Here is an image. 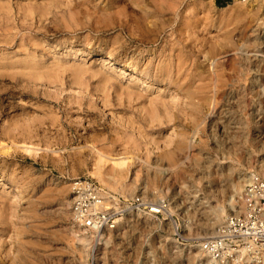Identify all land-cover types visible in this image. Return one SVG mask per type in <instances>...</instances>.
Segmentation results:
<instances>
[{"label": "rangeland", "instance_id": "rangeland-1", "mask_svg": "<svg viewBox=\"0 0 264 264\" xmlns=\"http://www.w3.org/2000/svg\"><path fill=\"white\" fill-rule=\"evenodd\" d=\"M263 1L0 0V264H204L228 184L264 179ZM92 145L166 212L73 237V179L132 197Z\"/></svg>", "mask_w": 264, "mask_h": 264}, {"label": "built area", "instance_id": "built-area-1", "mask_svg": "<svg viewBox=\"0 0 264 264\" xmlns=\"http://www.w3.org/2000/svg\"><path fill=\"white\" fill-rule=\"evenodd\" d=\"M253 3L256 0H239ZM72 219L83 230L95 236V243L104 229H114L130 212L163 215L167 210L164 199L152 201L141 195L121 197L101 183L88 177H77L71 182ZM239 210L230 213L214 232L201 240L202 250L209 264L242 261V251L264 248V179L256 176L242 188ZM241 256V257H240ZM92 262L94 263V258Z\"/></svg>", "mask_w": 264, "mask_h": 264}, {"label": "bare ground", "instance_id": "bare-ground-1", "mask_svg": "<svg viewBox=\"0 0 264 264\" xmlns=\"http://www.w3.org/2000/svg\"><path fill=\"white\" fill-rule=\"evenodd\" d=\"M242 2V1H241ZM264 2V1H263ZM243 3V2H242ZM245 3V2H244ZM252 4V3H251ZM245 5V4H244ZM230 7V6H229ZM232 7V5H231ZM242 10V9H241ZM245 10V8H244ZM234 11V10H233ZM243 12V11H242ZM246 12V11H244ZM224 13V12H223ZM243 14V13H242ZM241 14V15H242ZM240 17V16H239ZM238 17V18H239ZM243 18V17H242ZM157 22V21H156ZM182 25V24H181ZM219 26V25H218ZM254 43V42H253ZM217 76V75H216ZM203 86V85H201ZM208 86V85H207ZM194 88V87H193ZM203 88V87H202ZM192 89V88H191ZM199 89V88H198ZM217 90V89H216ZM205 92V91H203ZM218 92V91H217ZM208 93V92H206ZM214 94V93H213ZM194 96V95H193ZM200 96V95H199ZM206 97V96H204ZM189 98V97H188ZM197 98V97H196ZM203 98V97H202ZM198 99V98H197ZM190 100V98H189ZM192 100V99H191ZM200 100V99H199ZM213 100V98H212ZM204 101V100H203ZM207 102V101H206ZM216 102V101H215ZM201 104V103H200ZM204 104V102H203ZM218 104V103H217ZM193 106V105H192ZM205 107V106H204ZM235 125V124H234ZM239 130V129H238ZM232 132V130H231ZM228 134V133H227ZM237 136V135H236ZM227 137V136H226ZM264 138V137H263ZM261 141V140H260ZM259 141V142H260ZM258 142V143H259ZM135 144V143H134ZM188 145V144H187ZM262 145V144H261ZM264 145V143H263ZM93 146V145H92ZM98 147V146H97ZM96 146H93L92 147V152L95 153L96 155V161H95V174L96 176L98 177V179L105 185H107L108 188H112L113 190L115 191H120V192H124L125 190H128L131 191V193L129 194L130 196L134 197L133 192L134 190L131 189L132 187L130 186V184L128 186H130L131 188L128 189L127 188V184L123 183L128 175L129 172H131L130 170H134L133 168V165L136 164V161L134 160V156H132L133 160H131L129 158L127 154V151H126V154H124L123 152L120 153V152H117L115 153L114 155L110 154L111 152H108V150H104V149H100V148H97ZM129 147V146H128ZM183 147V146H182ZM132 148V147H131ZM34 149V148H33ZM110 149H113L112 147H110ZM134 149H136L134 147ZM27 151H31V147H26ZM130 150V149H129ZM131 151V150H130ZM132 153V152H131ZM133 155V154H132ZM131 157V156H130ZM261 161V160H260ZM264 162V161H263ZM139 167V166H138ZM137 170H139L138 168H135V172H137ZM260 171L262 172V174L264 175V163L261 165V169ZM139 172V171H138ZM132 173V172H131ZM157 173V172H156ZM231 174V173H230ZM253 174V173H252ZM247 175V174H244V176L241 178V177H238L237 179H233V181H231L229 184H228V189L230 190V192H234L236 193L238 196H240L241 194V191L243 188V185H245V183H248L249 181H251L253 178H255L256 176H259L257 173L256 175ZM155 177V176H154ZM161 177V176H160ZM165 177V176H164ZM133 184V183H131ZM135 187V186H134ZM52 192V191H51ZM232 194V193H231ZM140 195V194H139ZM136 196V195H135ZM142 197L144 195H141ZM147 196V195H146ZM234 195H232L231 197V200L227 203V204H221L220 206H218L216 209H215V215H216V220L212 221L210 219V221H205V223H203L202 225V229L206 230V234H208L207 230H211L213 229V226L216 224V223H222V218L223 216L225 215V213H227L226 216L230 215V212H234V211H238L239 209V200L235 202V199L233 197ZM145 198V197H143ZM237 205V207L235 206ZM227 206H232V208L236 207L237 209L234 211H231L232 209L230 207H227ZM65 211V210H64ZM140 213H144L145 216H148L149 217V214L150 215H153L151 213H147V212H141L139 211ZM225 212V213H224ZM229 212V214H228ZM71 213V212H70ZM72 214H73V211H72ZM155 216V215H154ZM73 217V216H72ZM225 217V216H224ZM212 221V222H211ZM122 223V222H121ZM77 225V224H76ZM120 225V222L119 224ZM122 225V224H121ZM79 226V225H77ZM80 227V226H79ZM105 230H112V229H104L102 230V232L100 233V239L99 241H101L105 236H104V231ZM85 230H83L81 227L78 228V229H72V235L73 237L75 236H78L77 234L79 232H83L84 233ZM86 232V231H85ZM88 234V232H86ZM85 234V233H84ZM81 235V233H80ZM91 237H93L92 234H90ZM68 241V240H67ZM199 250L197 252V256H194V257H198V258H201L203 257V261H204V264H209L208 263V258L207 256L205 255L204 251L202 250V246H201V243L199 244L198 246ZM152 252V251H150ZM149 252V253H150ZM242 261L243 263H250V264H254V262H257L259 259H262L264 260V248H258V247H254L250 252L248 251V249L246 250H243L242 251ZM240 256V257H241ZM85 263V262H84ZM228 264V263H227ZM229 264H242L241 262L240 263H235V259L231 262H229ZM259 264V263H258ZM264 264V263H263Z\"/></svg>", "mask_w": 264, "mask_h": 264}]
</instances>
